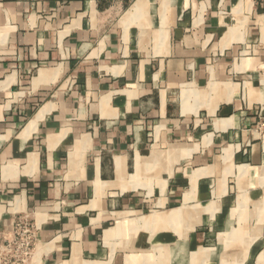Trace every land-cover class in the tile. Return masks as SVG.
I'll return each instance as SVG.
<instances>
[{
    "label": "crops",
    "instance_id": "0c3cea01",
    "mask_svg": "<svg viewBox=\"0 0 264 264\" xmlns=\"http://www.w3.org/2000/svg\"><path fill=\"white\" fill-rule=\"evenodd\" d=\"M29 264H264V0H0V238Z\"/></svg>",
    "mask_w": 264,
    "mask_h": 264
},
{
    "label": "built area",
    "instance_id": "2783aa9c",
    "mask_svg": "<svg viewBox=\"0 0 264 264\" xmlns=\"http://www.w3.org/2000/svg\"><path fill=\"white\" fill-rule=\"evenodd\" d=\"M39 228L26 218L14 222L12 238H0V264H29L33 258Z\"/></svg>",
    "mask_w": 264,
    "mask_h": 264
}]
</instances>
